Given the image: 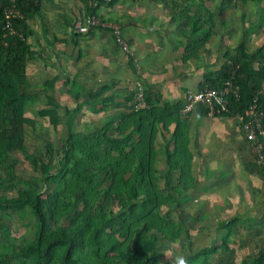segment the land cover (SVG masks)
<instances>
[{
	"label": "trees",
	"instance_id": "1",
	"mask_svg": "<svg viewBox=\"0 0 264 264\" xmlns=\"http://www.w3.org/2000/svg\"><path fill=\"white\" fill-rule=\"evenodd\" d=\"M83 1L87 14L97 13V6L90 0ZM233 1L228 0V5ZM43 2L16 0L21 16L13 20L16 33H9L4 25L10 2L0 0V189L17 191L16 195L0 193V264H163L161 247L169 242L185 250L188 264H219L213 256L219 250L231 253L232 243L241 233L242 217L234 215L221 221L215 244L194 245L189 223L200 218L188 214L183 206V195L194 185L190 139L181 114L184 104L160 105L146 90L150 107L137 110L135 91H131L126 97L130 106L119 107L99 125L77 132L75 121L79 114L86 109L98 115L112 107L117 96L105 93L110 90L108 84L83 91L79 101L82 83L75 75L65 84L71 82L68 92L75 96L76 105L65 107L62 113L54 96L49 95L45 100L48 106L39 110L55 128L66 125L68 131L62 144L55 149L47 143L42 152L28 145L26 113L38 95L32 89L28 69L38 56L30 37L35 35L32 20L41 14ZM228 5L221 6V14ZM200 17L192 18L191 31L198 36L193 41L189 39L193 43L191 53L211 35L213 15L205 17L203 24L198 22ZM74 25L75 22L72 28ZM92 30L75 32V45L80 43L77 38ZM200 33L204 36L200 37ZM228 80L239 89L237 94H231L228 111L217 116L246 117L256 98L259 107L264 108V44L250 51L241 42L228 64L205 73L198 90L222 87ZM193 112L208 115V109L201 105ZM171 124L176 125L175 130L167 134ZM261 139L259 134L251 141L258 158L264 154ZM21 154L32 158L34 171L22 179L24 186L15 181ZM162 156L165 167L159 164ZM263 164L260 167L264 169ZM173 174L178 179L173 180ZM175 182L177 187H173ZM171 204H175L171 209L178 212L175 217ZM12 213L23 224H29V214L33 217L34 230L27 239L15 234ZM258 223L254 236L264 233L260 227L264 217ZM242 264H264V246L254 258L243 259Z\"/></svg>",
	"mask_w": 264,
	"mask_h": 264
},
{
	"label": "crops",
	"instance_id": "2",
	"mask_svg": "<svg viewBox=\"0 0 264 264\" xmlns=\"http://www.w3.org/2000/svg\"><path fill=\"white\" fill-rule=\"evenodd\" d=\"M43 1L41 14L32 20L35 35L30 37V42L35 45L37 50L38 56L34 59L37 62L36 69L44 70L46 68V70L53 71L61 66L58 60L64 61L65 64H62L64 67L70 64L69 56L71 57V54L64 42L71 41L74 49L79 48L80 45L76 46L74 43L75 32L72 25L76 22V18L80 19L89 14L86 12V3L83 0H79V11L71 8V0H66V2L62 0ZM238 1L235 0L233 3ZM240 2L245 9L254 7V16L250 13L245 15L244 19L247 20L245 25H242L237 19L235 23L226 21L223 25L224 14L229 13L233 7V3L228 5V0H205L204 3L201 0L114 1L110 7V15L108 14L106 17L102 15V18L120 26L122 34L128 41L129 51L117 46L115 35L109 27L99 26L91 33L83 35L87 38L85 39L86 43L82 46L88 48V55L83 57L87 68L85 72L88 71L87 78L91 84L89 86L82 84V86L88 87L86 90H90L110 84V90L105 93L117 96L116 103L110 108L130 106L126 97L132 90L128 89L129 87L126 85L128 80L130 82L133 78L136 79L135 74L139 72L138 67L140 66L142 77L146 78L145 91L151 92L156 103L160 105L162 103L184 104L187 92L199 89L201 79L206 72L218 70L228 64L229 58L241 42H245L250 51H255L264 44V0ZM198 3L201 6H198ZM222 5H228L223 14H221ZM101 6H97V13L94 14H101ZM210 13L214 17L211 35L204 43L197 46L196 51L191 53L193 43H190L189 39L193 41L198 36L191 31L192 18L197 15L201 16V20L198 22L203 24L202 20L207 18ZM262 13L263 16H261ZM50 17L53 19L50 20ZM238 22L240 28L234 27ZM59 23L65 24V29ZM204 27L208 28V24H205ZM98 29L105 32H96ZM201 30H203V26ZM83 36L80 37L85 38ZM199 36L203 37L204 35L200 33ZM80 37L77 39L82 43ZM32 38L35 40L34 42H32ZM51 38H56L54 39L55 49L59 51V55L54 53L52 56L49 52V48L52 46ZM210 41L213 42V45L210 44ZM214 42L216 43L214 44ZM38 51H41V55L38 54ZM81 56L78 54L79 60ZM131 63H135L133 65L135 68L137 67L138 72L137 69L136 72L133 70ZM30 64L28 69H30ZM78 82L81 84L80 80ZM183 117L190 139L188 147L193 156L191 169L193 178L199 172L197 164L201 160V149L206 153L203 156L206 163H209L211 161L208 159L213 158L214 152L221 154L223 149L225 155L221 158H224L229 156L233 150L236 151L243 140H246L237 116L210 117L193 112ZM238 122L240 128L237 127ZM175 126V124H171L167 134H171L175 130ZM169 138L170 135H168ZM225 146L232 150L226 149ZM261 146L264 148V132L262 133ZM247 150L248 157L251 156V152L255 155L251 141L247 145ZM262 156L263 154H260V157ZM160 158L159 164L163 167L166 161L163 156ZM222 164L217 166V170L224 167ZM254 181L256 182V180Z\"/></svg>",
	"mask_w": 264,
	"mask_h": 264
},
{
	"label": "rangeland",
	"instance_id": "3",
	"mask_svg": "<svg viewBox=\"0 0 264 264\" xmlns=\"http://www.w3.org/2000/svg\"><path fill=\"white\" fill-rule=\"evenodd\" d=\"M62 1L66 2V0ZM79 3V0H71V8H75L79 11ZM96 6L102 7L100 9L101 14L99 13L101 18L102 15L106 17L110 11L111 1L107 2L105 0H96ZM247 13H250L254 16V7H248L245 9L240 1L233 3L231 11L224 14L225 16L222 18L223 25H225L226 21L235 23L236 19L237 21H240L242 25H245L244 23L247 20H245L244 17ZM79 14L81 16V11ZM261 16H263V13ZM52 19L53 17H50V20ZM78 19L79 18H76V21ZM107 22L109 21L107 20ZM59 24L63 29H65V24ZM234 27L240 28L239 22ZM242 28H245V26H242ZM96 32L103 33L105 31L98 29ZM86 38L87 37H80L82 43L80 42L79 48L76 49L72 47L73 45L71 41L68 43L64 42V45L68 46L69 53L71 54V57L69 56L70 64H67L69 67L62 66V64H65L64 61L58 60L62 67L60 66V68L54 69L55 71H52L51 69L46 70V68H44V70H38L36 69L37 62L31 61L33 63L30 64L31 66L29 69V75L33 85L32 89H36L38 92L35 101L28 106L26 113L27 143L30 147H32V149L35 148L42 152L47 143L52 144L55 149H58V147L62 144V139L67 134L68 129L65 124L59 125L57 128H55L52 126L47 117H42L39 114V110L48 106V104L45 103V100L49 95L54 96L56 102L60 106L62 113L65 112V107L76 105L75 96L73 93L71 94V92H68L69 88L71 87V82L68 85L65 84V80L67 78L72 79L74 74H78L79 69H81V72L78 75V80H80L83 85L89 86L91 84H89L87 78L88 71L87 73L85 72L87 68L84 64L85 60L83 58L84 55H88V48L82 46L84 43H86ZM51 40L52 46L49 48V52L52 54V56H54V53L59 55V51L55 49L56 44L53 41L54 39L51 38ZM34 41L35 40L32 38V42ZM215 43L216 42H214V44ZM210 44L213 45V42L210 41ZM117 46H119V44H117ZM80 49H82V56L79 60L78 54ZM45 55H47V53H45ZM123 56L125 59H127L125 55ZM139 65L140 64L138 62V66ZM138 69H140L139 72ZM138 69L137 72L139 74H135L136 79L133 78V80H130V82L128 80V84L126 85L129 87L128 89L132 90L133 92H136L137 84L140 82L143 86H146V78L142 77V68L139 66ZM46 85H51V87L46 89ZM41 87H45V89H41ZM86 89H88V87H81L80 91L82 94L79 101H82L83 91L85 93ZM114 112L115 109L110 108L105 112L95 115L85 109L83 113L78 115L75 121V130L80 132L83 130V127L99 125ZM233 124L235 125V123ZM238 124L239 122L237 123V127L239 126ZM248 144L249 141L244 139L243 143H241V145L236 148V151L233 150L229 156H225L224 158H221L223 155H225V153H223V149L221 154L217 153L220 155H217L216 152H214V159H208L211 161L209 163H206V159L203 157L206 153L201 149V160H199L197 164V170H199V172H197L196 177L193 178V188L183 195L186 197V201L183 204L184 210L188 214L194 215L198 219L200 218V220L189 223V226L191 227V236L194 239V245L196 247L215 244L218 241L219 223L221 221L229 219L234 215H240L242 217V222L240 224L241 233L240 235L236 236L235 241L232 243L233 249L231 253L226 255L224 252L219 250L217 255L213 256L219 264H242L243 259L254 258V256L259 252L260 248L264 246V240L261 239L264 238V233L259 236H254L257 233V229H259L258 219L264 217V169L260 167V163H264V154L262 157H260L261 161L260 158L252 154L253 152H251V156L248 157ZM159 147L160 146H158V148ZM225 148L232 150L228 148V146H225ZM31 152H33V150H31ZM226 158H228V160L222 164ZM31 163L32 158L26 157L22 154L19 155V163L17 167L18 177L15 180L17 183H19V186L25 185L22 179H27V177L34 174ZM221 164L224 167H222L221 170H217V166ZM163 167H165L164 164ZM176 177L178 179L179 176L177 174L172 175L173 180H175ZM254 180H256L257 183ZM161 185L164 186L163 183ZM173 187H177L176 182L173 184ZM0 193L16 195L17 191L16 188H2L0 189ZM170 206V209L174 208L175 204H171ZM171 211L173 212V217L177 216L178 212H175L174 209H171ZM29 217L31 218L30 221L32 222H28L30 226L29 224H23L19 216L16 213H12L14 232L17 236L27 239L28 236L32 235L34 230V219L30 214ZM260 227L264 228V223H262ZM183 243H186V241ZM181 248V246L170 242L162 246L161 251H169L167 258L163 256V264H172V261L176 255H184L185 250Z\"/></svg>",
	"mask_w": 264,
	"mask_h": 264
},
{
	"label": "built area",
	"instance_id": "4",
	"mask_svg": "<svg viewBox=\"0 0 264 264\" xmlns=\"http://www.w3.org/2000/svg\"><path fill=\"white\" fill-rule=\"evenodd\" d=\"M92 4L96 6V1L90 0ZM110 2L112 0H105ZM5 15L6 22L4 29L9 33H16L13 27V20L21 16L20 9L16 6V0H9ZM103 26L112 29L115 35V41L119 46L125 50L129 51V44L120 26L112 21L107 22L103 20L98 14H90L83 18L78 19L75 22L73 31L77 33H87L95 27ZM239 87H233L231 80L225 82L222 87L218 88H203L200 90H189L186 94V99L181 110L183 116H188L191 114L199 105L204 106L208 109V115L210 117H215L221 115L228 111V105L230 103L231 94H237ZM264 90V88H263ZM257 98L254 103L249 107L246 117L238 114V119L242 122V129L245 133L246 139L248 141H254L258 138L259 134H262L264 130L262 129V120L264 118V108L259 107L257 103ZM135 109H146L149 108V104L146 99L145 87L138 83L136 87L135 97ZM248 117V119H246Z\"/></svg>",
	"mask_w": 264,
	"mask_h": 264
},
{
	"label": "clouds",
	"instance_id": "5",
	"mask_svg": "<svg viewBox=\"0 0 264 264\" xmlns=\"http://www.w3.org/2000/svg\"><path fill=\"white\" fill-rule=\"evenodd\" d=\"M169 255V251L165 250L164 256L167 258ZM172 264H188V260L183 254H178L174 257Z\"/></svg>",
	"mask_w": 264,
	"mask_h": 264
}]
</instances>
